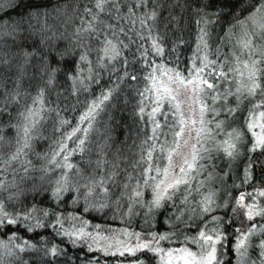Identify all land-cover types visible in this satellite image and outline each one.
Masks as SVG:
<instances>
[{"label": "trees", "instance_id": "trees-1", "mask_svg": "<svg viewBox=\"0 0 264 264\" xmlns=\"http://www.w3.org/2000/svg\"><path fill=\"white\" fill-rule=\"evenodd\" d=\"M217 3L222 8V12L218 19L212 18L215 19V23L208 25L207 30L210 35L207 38L209 45L207 54L210 59L219 60L220 64L224 65V71H227L232 66V53L237 51L236 39L241 31L237 22L244 19L253 6L257 5V0H217ZM163 4L165 6L159 10L156 21H149L151 32H148L146 28L140 29L137 25V30L144 37L143 39L129 33L133 41L130 43L128 38L120 34L119 39L129 47L123 49L121 59L114 62L118 71L110 73L107 69L96 68L98 55L96 48L100 45L95 39L89 40L88 46L92 50L88 53V59L92 61L93 76L97 74L99 76L98 82L95 79L85 80L84 83L88 85L87 89L77 84L74 91L69 77L76 75L77 65L84 69L83 75H87V68L78 60V55L83 50L77 49L75 57L67 59L60 65L61 71L56 74L52 84L47 83L46 74L41 76L35 69H31L29 76L25 77L22 82L23 94L19 97V103L9 108L11 121L7 113L0 116V131L5 139L15 137L16 130L10 126V123H16L17 109H22L25 105L33 106V101L37 100L41 91L43 92L45 112L42 115L45 118L39 125V135L32 140V148L26 158L31 161L32 171L29 174L39 176V169H47V181L42 185L43 191H38L33 187V181L21 180L22 168L16 173L12 170L0 173V181L5 185L4 189L0 190V202L3 203L9 218L21 217L14 225L5 223L0 226V243H7L8 247L12 248L14 244L23 245L24 241H28L35 244L37 248L57 246L64 250L61 255L50 257L45 256L42 251L38 252L27 247L23 252L13 249L12 255H8L7 248H0V258H2L0 264H89V261L91 264H127L130 260L139 264H157V256L149 251L140 252L136 257L105 254L96 249L92 238H79L76 235L69 237L64 235V232L78 233V230L86 228L89 233L98 232L101 236L102 234L114 235L124 229L136 230L145 235L165 234L170 237L168 240L176 238L177 245L193 247V238L198 237L201 231L207 230L205 225L207 228L215 227L211 222L213 216L221 218L219 230L227 235L223 262L224 264H236L233 251L238 235L236 229L241 227L233 216L236 196L244 190L247 191L248 188H250L249 191H255L256 188L264 189V155L259 152L251 154L248 152L253 142L245 123L248 110L252 107L249 100H245L233 116L220 114L215 123L211 124L215 126L217 121H228L233 118L230 127H225L223 131L213 127L210 133H215L216 138L222 144L227 139L225 138L227 132L234 129L240 131L242 140L237 147L241 155L231 160L220 146L208 142V145L204 146V150L201 149L200 152L204 158L199 160V164H202L203 168L198 176L195 171L192 173L196 178L191 180L190 187L181 184L178 191L169 192L171 200L165 198L159 208L153 207L151 211L148 210L156 193L157 181L163 175H158L155 171L147 172L146 164H151L153 168H160L161 173L165 167H168L167 149L172 143L173 123L176 117L172 114L169 105L165 103L156 115V120L160 124V128L157 129L158 138L148 140L152 136L154 125L147 113L153 106L154 96L150 92L147 94L148 98L145 99L139 93L152 87V81L148 76L153 67L164 65L165 68H173L188 75L193 56H201L202 52L197 53L196 51L199 43V26L196 23L199 19L196 13L198 0H163ZM86 5L92 6L87 3V0H82L79 7L82 10ZM213 7L215 8L216 5L214 4ZM16 17L17 12L11 9H5L3 13H0L2 21H11ZM76 23L79 26L78 22ZM71 31L72 27L69 26L68 32ZM25 36L26 34H22L19 38L20 47L29 51L38 47L32 38H25ZM153 37H158L164 49L162 56H157L152 49ZM103 39L104 37L101 36L100 40ZM67 43L64 41L58 46L62 49L67 46ZM145 49H147V59L142 55ZM14 50L19 51V47ZM124 59L127 60V64L122 68L121 61ZM33 63H36V60H33ZM124 71L135 75L136 79L125 77L120 83L119 77ZM9 75H14V72ZM157 75H161L160 71L156 72ZM221 82V92L229 89L223 80ZM117 83H119V89L114 93L110 102L111 106H106L103 111H100L93 122V130H90L89 139L92 142L93 153L84 154L83 157L80 153H75L69 158L70 163L85 169L88 167L85 160L97 159L95 148L98 144H103L107 140L113 145L111 151H115L116 146L120 148V168L114 181L107 184L109 189L107 197L103 195L102 189H98L97 192L101 193L100 195L94 192L85 199L86 190L83 187L85 182L76 176L75 169L68 171L57 167V164L64 163L62 156L55 157L56 163H52V153L57 141L80 123V116L87 111L91 102L97 99L102 91L114 88ZM261 83L264 85V78L261 79ZM8 87H12L11 83ZM261 99L262 97L257 95L254 102H259ZM141 100H144L145 105L143 119L137 114ZM227 104L235 107V99L233 98ZM35 107H40L39 102ZM165 114H167V119H165ZM61 119L69 123L61 125ZM144 140H148V144L144 145L145 160L142 161L140 145ZM153 144L155 150L152 160L146 161L147 150ZM68 146L72 148L75 145L69 141ZM162 146L164 151H161ZM249 156L253 160L252 180L251 183L245 184L243 183L244 168L248 164ZM107 158L112 159L110 154ZM19 167V165L13 166V168ZM206 171H213L225 179L224 187L220 184L215 185V189L222 192V195L218 194L213 197L216 205L220 207H215L210 213H203L201 210V201L208 191V187L203 183L207 176ZM65 172L69 179V190L57 199L52 193L55 191L56 181ZM106 172L107 167L102 169L98 176ZM145 180L148 181L147 184L144 183ZM35 184L39 186V181H35ZM137 192L140 193L139 196L136 195ZM185 197H187L186 201ZM101 203H106L107 206L101 209L99 207ZM261 203L264 204V198ZM33 206L46 210L48 215L44 216L42 211H37L32 213V217L23 219ZM37 221L43 226L33 227L29 231V226H34ZM262 240H264V233L254 236L251 241L249 258L257 264L264 259L259 247ZM88 245L92 246V251L88 250ZM68 257H73V259L69 260Z\"/></svg>", "mask_w": 264, "mask_h": 264}, {"label": "snow or ice", "instance_id": "snow-or-ice-1", "mask_svg": "<svg viewBox=\"0 0 264 264\" xmlns=\"http://www.w3.org/2000/svg\"><path fill=\"white\" fill-rule=\"evenodd\" d=\"M81 2L82 0H0V13H3L5 9L17 12V17L14 20H0V116L7 113L11 121L9 108L11 105L19 103V97L23 94L21 91L22 82L25 77L29 76L31 69H35L41 76L46 74L47 83L52 84L56 74L61 71L60 65L67 59L75 57L77 49L83 50L79 53L78 60L87 68V75H83L84 69L77 65L76 75L69 77L73 83L74 91L77 84L86 90L88 85L84 83L85 80L95 79L98 82L99 76L98 74L93 76L92 61L88 59V53L92 50L88 46L89 40L95 39L100 45L96 48L98 53L96 68L107 69L110 73H115L118 69L114 62L120 60L123 49L129 47L128 44L119 39L120 34L128 38L130 43L133 41L129 33L143 39L144 37L137 30V25L140 29L146 28L148 32H151L152 28L149 27V21L155 22L159 10L165 6L163 0H87V3L92 6L86 5L81 10L79 7ZM214 4L216 5L215 8L213 7ZM122 7L124 8L123 11ZM140 9H144V11H140ZM221 12L222 8L217 0H198L196 13L199 19L196 23L199 26V43L196 51L197 53L203 51L204 55L193 56L191 70L187 76L176 69L165 68L164 65L153 67L148 76L152 81V87L139 93L145 99L148 98L147 94L150 92L154 96L153 106L147 113L154 125L152 136L148 140L158 138L157 129L160 128V124L156 120V115L165 103L169 105L172 114L176 117L173 123L172 143L167 149L168 167H165L161 173L160 168H153L151 164H146L145 170L147 172L155 171L165 178L156 185V189H160V185L165 184V181L168 180L170 169L175 170L172 164L173 156L180 155L183 159V165L179 166V176L166 183L163 189L156 191L155 198L148 206L149 211L153 207L159 208L161 201L165 198L171 200L169 189L174 193L179 190L181 184L190 187L191 180L199 175L200 170L203 168V165L199 164V160L204 157L200 155V150L193 144L190 152L191 161H189L188 156L180 152L181 140H183V146L188 147L192 136L191 131L186 133V130L189 125L199 123L200 127L192 130L196 132V143H201V135L210 131L206 128V125L211 121L204 119L207 112L219 116L222 110L227 116H233L243 102L249 100L252 107L248 110L245 123L247 130L252 134L253 142L248 148V152L249 154L259 152L264 155V85L261 83V79L264 78V0H257V5L253 6L244 19L237 22L241 29L236 39L237 51L232 53V66L227 71L223 70V64L210 60L207 54L209 49L207 38L210 35L207 30L208 25L215 23V19L212 18L218 19ZM122 21L125 23H121ZM69 26L72 27L70 33L68 32ZM22 34H26L25 38H32L38 44V47H34L31 51L20 47L21 41L19 38ZM101 36L104 37L102 41L100 40ZM64 41L68 42L67 46L62 49L59 48L58 45ZM18 47L19 51H15L14 49ZM152 49L157 56L164 54V49L158 37L152 38ZM142 55L147 59V49L144 50ZM33 60H36V63H33ZM197 60L200 61L199 66H197ZM126 64V59L121 61L122 68ZM157 71L161 73L159 77L156 76ZM13 72L14 75H9ZM230 73L233 76L231 81H229ZM125 77L132 80L136 79L135 75L124 71L123 75L119 77V82L122 83ZM207 77H211L216 83L209 82ZM221 80L234 84V88L221 92L219 90ZM9 83L12 85L10 88L8 87ZM118 89L119 83L114 88L102 91L100 96L91 102L87 111L80 116V123L64 135L61 140L57 141L55 150L52 153V163H56L55 157L62 156L64 163L57 164V167L65 168L68 171L75 169L76 176L85 182L83 184L86 190L85 199L93 195L94 192L100 195L101 193L97 192L98 189H102L103 195L107 197L109 191L107 184L114 181L120 168V148L116 146L115 151H111L113 145L109 144L107 140L103 144H98L95 148L97 159L94 161L91 159L85 160V164L88 166L85 169L70 163L69 158L75 153H80L82 157L84 154L91 155L93 153L94 149L89 139L90 130H93V122L100 111H103L106 106H111L110 102ZM257 95L262 99L259 102H254ZM229 96L235 97V107L228 106ZM42 97L43 92L41 91L37 100L33 101V106L25 105L22 109H17L16 123H10V126L16 130L15 137L5 139L2 131H0V173L7 170L16 173L22 168L21 180L33 181V187L38 191H43L42 185L47 181V169H39V176L30 175L29 173L32 171L31 161L26 157L32 148V140L39 135V125L45 118L42 115L45 112ZM209 99L211 105L208 103ZM37 102L40 104L39 108L35 107ZM217 102H221V109L214 107ZM194 104L199 106V119H186L184 105H187L189 112L194 115ZM137 114L143 119L145 114L144 100H141ZM165 119H167V114H165ZM68 123L69 121L60 120L61 125ZM223 124L224 121H217L215 127L222 129ZM226 136L227 139L222 142L220 148L227 157L235 160L241 155L237 145L242 140V133L234 129L227 132ZM148 140H144L140 145L142 161L145 160L144 145L148 144ZM69 141L75 146L69 148ZM154 150L155 145L153 144L147 150L146 161L152 160ZM161 151H164L163 146ZM205 151L207 150L205 149ZM109 154L112 159L107 158ZM252 164L253 160L249 156L248 164L244 168L243 183L245 184L251 183ZM14 165L20 167L13 168ZM106 167L107 172L102 176H98V173ZM194 171L196 176L192 175ZM151 179L154 180L155 177H151ZM35 181H39V186L35 184ZM144 183L147 184L148 181L145 180ZM4 187V183L0 181V190H3ZM68 190L69 179L67 172H65L56 181L55 191L52 195L58 199ZM136 195L139 196L140 193L137 192ZM213 195L205 196L201 201L203 213H210L215 207H220V205H216ZM258 197L264 198V189L240 193L236 199V207L233 208V213L243 215L247 221H255L257 217L264 220V204L259 203ZM186 200L187 197H185ZM106 206V203L99 205L101 209ZM37 211H42L44 216L48 215L46 210L33 206L23 219L32 217V213ZM19 219H21L19 216L9 218V214L4 210L3 203L0 202V226L5 223L14 225ZM211 222L215 227L207 228V225H205L207 230L201 231L198 237L193 238V242L199 244L198 251H192L186 247L173 250H164L158 247L159 241L170 239L167 235L157 236L154 234L151 238H147L142 237L139 233L125 232V235L135 237L134 246L132 243L120 240L118 237H101L98 234L92 239L94 241H115V245L109 243L103 249L105 254L124 256L126 254L134 255L140 250H148L161 255L164 264H224L222 257L226 254L227 235L219 230L221 218L213 216ZM42 226L37 221L34 226L30 225L28 230L31 231L33 227ZM236 232L238 235L234 252L238 257L237 264H257L256 261L246 258L248 257V249L252 247L251 237L257 235L258 232L264 233V224H252L247 229L237 228ZM64 235L69 237L76 235L79 238L91 236L90 233H85L83 229L78 233L65 231ZM217 245L220 246V257L217 256ZM113 246L117 248V252H111ZM25 247L38 252L42 251L45 256L50 257H57L64 252L57 246L37 248L35 244L28 241H24L23 245L14 244L12 248H9L7 243H0V248L8 249V255L13 254V249L23 252ZM259 247L261 249L260 254L264 257V240L261 241ZM88 250H93L91 245H88ZM68 259L72 260L73 257H68ZM89 264H91V261H89ZM259 264H264V259H261Z\"/></svg>", "mask_w": 264, "mask_h": 264}, {"label": "rangeland", "instance_id": "rangeland-1", "mask_svg": "<svg viewBox=\"0 0 264 264\" xmlns=\"http://www.w3.org/2000/svg\"><path fill=\"white\" fill-rule=\"evenodd\" d=\"M201 56H203L204 55V52L202 51L201 52V54H200ZM209 59H210V57H209ZM210 60H212V59H210ZM213 60H215L218 64H220V62H219V60H217L216 58H214ZM199 63H197V66H199L200 65V61H198ZM223 70H224V68H223ZM185 76H187L186 74H184ZM158 77L160 76V75H157ZM208 79H209V82H212V83H216V81H214L211 77H207ZM233 79V76H232V74L230 73V75H229V81H231ZM220 83H222L221 81L219 82V90H220V88H221V84ZM224 83H225V85H227V88L229 87V88H233L234 87V84H232L231 85V83H229V82H225L224 81ZM223 83V84H224ZM230 97H233V96H229V98H228V100H227V102H229L230 100H233V98L235 99V97H233V98H230ZM208 103L211 105V100L209 99V101H208ZM228 106H230V105H228ZM214 107H216L217 109H221V102H217L215 105H214ZM193 110H194V112H195V114L194 115H192L190 112H189V109H188V107H187V105H184V111H185V117H186V119H199V106L198 105H193ZM221 114H225L222 110H221ZM216 118H217V116H215L212 112H207L206 114H205V116H204V119L206 120V121H211V123H208L207 125H206V128L208 129V130H210L211 131V128L213 129V127L215 128V126H211V124L212 123H215V120H216ZM232 119L233 118H230V120H228V121H224V124H223V126H222V129H219V130H221V131H223V129L226 127V128H228V127H230L232 124H231V122H232ZM200 127V125H199V123H197L196 125H189V128L186 130V133H187V131H191V136H192V139H190L189 140V145H188V147H184L183 146V140H181V145H182V147H181V149H180V152L183 154V155H186V156H188V159H189V161H191V155H190V152H191V146L193 145V144H195V146H196V148L197 149H199L200 150V152L202 151V150H204V146H207L208 145V142H210L211 144H214V145H218V146H220L221 144H220V142H219V140L216 138V134L215 133H213V132H211L210 133V131H208L207 132V134H202L201 135V143H196V139H195V137H196V132L194 131V130H192V129H194V128H199ZM250 134H251V132H250ZM251 136H252V134H251ZM225 138H227V137H225ZM209 143V144H210ZM216 146H214V147H216ZM202 149V150H201ZM201 154V153H200ZM172 164H173V166H174V171H173V169H170V174H169V177H168V180L167 181H165V184L166 183H169V182H171L172 181V179L174 178V177H177V176H179V166H182L183 165V159L181 158V156L180 155H174L173 156V161H172ZM185 167H186V165H184ZM202 172V171H201ZM207 172V176L205 177L206 179L203 181V183H204V185H206L207 187H208V191H207V194H206V196H208V195H210V194H214L213 195V197H215L216 195H218V194H221L222 195V192L221 191H219V190H216L215 189V185H222V187H224V182H225V179L223 178V176L221 177V176H219V175H216L215 174V172H208V171H206ZM165 178H164V176L163 177H161V178H159V180L157 181V184H159L160 183V181L161 180H164ZM156 184V185H157ZM165 184H161L160 185V189H163V187H165ZM155 189H156V187H155ZM160 189H156V191H158V190H160ZM249 189L250 188H248V190L246 191V190H244V191H242V192H253L254 190H251V191H249ZM256 189H260V188H256ZM169 192H171V189H169ZM242 192H240V193H242ZM240 193L236 196V199H237V197L240 195ZM155 196H156V193H155ZM155 196H154V198H155ZM258 199V201H259V203H261V200L263 199V198H260V197H258L257 198ZM162 202V201H161ZM236 202V201H235ZM248 201L246 200V203H247ZM261 204H263V203H261ZM235 207H236V203H235ZM234 207V208H235ZM233 216L236 218V220H237V222L239 223V225H241V227H240V229H247L248 227H250L252 224H264V220H261L259 217H257L256 218V220L255 221H247L246 219H245V217L243 216V215H241V214H239V213H237V214H234L233 213ZM243 222V223H242ZM80 230H78V232H79ZM83 231L85 232V233H89L88 232V229H86V228H83ZM125 232H127V233H139L142 237H147V238H151V236L152 235H154V234H142L141 232H138V231H136V230H126V229H124V230H121L120 232H118L117 234H114V235H109V234H106V235H101V237H118L120 240H122V241H126V242H129V243H132L133 244V246H134V244H135V237L134 236H132V237H129V236H127V235H125L124 233ZM91 234V236L89 237V238H92V237H96L97 235H98V232H93V233H90ZM262 233H259L258 232V234L257 235H261ZM165 235V234H164ZM254 236H256V235H254ZM254 236H252L251 237V241H252V238L254 237ZM93 240V239H92ZM94 241V240H93ZM109 243H112L113 245H115V241L114 240H112V241H109V240H98V241H95V247H96V249H98V250H101V251H103V249L109 244ZM236 243V242H235ZM163 244V245H162ZM164 244H165V246H164ZM158 247H160V248H162V249H164V250H173V249H180V248H189V249H191L192 251H198V249H199V244L198 243H195L194 242V245H193V247H189L188 245H177V240H176V238L175 239H171V240H166V242H163V240H161V241H159V243H158V245H157ZM251 248V247H250ZM250 248L248 249V257L246 258V259H248L249 258V254H250ZM217 249L219 250L220 249V246L219 245H217ZM143 251H148V250H140V251H137L133 256H137L140 252H143ZM104 252V251H103ZM111 252H117V248L115 247V246H113L112 247V249H111ZM150 253H153V254H155L156 256H157V264H164V261L161 259V255H159V254H157V253H155V252H152V251H149ZM234 252V251H233ZM260 253H261V250H260ZM126 255H129V256H132V254H126ZM219 255H220V252H218L217 251V256L219 257ZM234 255H235V262H236V264H237V259H238V257H237V255L235 254V252H234ZM132 258V257H131ZM264 258V257H263ZM127 264H139V263H137L136 261H131L130 260V262L129 263H127Z\"/></svg>", "mask_w": 264, "mask_h": 264}]
</instances>
